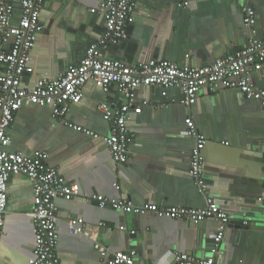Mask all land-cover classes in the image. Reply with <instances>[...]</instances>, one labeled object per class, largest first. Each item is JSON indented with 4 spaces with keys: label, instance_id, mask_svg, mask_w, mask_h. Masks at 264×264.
Segmentation results:
<instances>
[{
    "label": "crops",
    "instance_id": "obj_1",
    "mask_svg": "<svg viewBox=\"0 0 264 264\" xmlns=\"http://www.w3.org/2000/svg\"><path fill=\"white\" fill-rule=\"evenodd\" d=\"M8 1L14 7L10 22L17 25L21 0ZM101 1L44 0L42 30L30 53L32 73L22 76L23 89H32L41 78H58L83 59L104 30L103 17L90 12ZM135 3L126 37L111 40L104 51L105 57L128 65L166 60L179 67H201L264 33V0ZM244 5L254 11L253 32L243 23ZM251 77L254 86L264 90V72H252ZM183 96L177 86L166 95L158 87H137L128 121L133 138L124 164L111 159L104 142L109 123L98 110L102 103L118 108L123 102L113 87L105 94L98 83L87 82L80 102L70 105L63 117L53 118L50 108L27 102L14 114L3 150L25 156L45 151L47 164L66 182L79 185L78 197L55 200L60 264H103L111 253L132 248L137 264H172L175 252L196 259L210 256L218 227L214 219L195 225L150 212L125 214L90 199L100 195L127 199L137 207L203 209L205 198L188 174L193 145L184 133L188 118L206 139L202 154L209 194L230 219L217 259L221 264H264V209L257 200L264 193V108L230 88L212 93L204 89L190 107L181 104ZM74 126L93 136L73 130ZM32 210L30 181L12 176L0 230V264H30ZM71 219L83 220L80 232L66 225ZM95 242L108 251H98Z\"/></svg>",
    "mask_w": 264,
    "mask_h": 264
},
{
    "label": "built area",
    "instance_id": "obj_2",
    "mask_svg": "<svg viewBox=\"0 0 264 264\" xmlns=\"http://www.w3.org/2000/svg\"><path fill=\"white\" fill-rule=\"evenodd\" d=\"M135 2L136 0H102L98 9L90 12L103 17L104 30L97 41L88 46L83 59L78 64L68 66L66 72L58 78H41L28 90L23 89L20 82L23 75L32 73L30 53L36 35L42 30L40 11L44 0H21V17L17 25L10 22L14 10L12 3L0 0V230L7 209L8 181L12 176L25 177L31 183L33 201L30 217L34 229V249L30 264H60L56 254L58 217L55 200L61 197L68 201L78 197L80 189L77 183L66 182L54 167L47 164L45 151L25 156L3 150V145L8 141L7 129L14 114L25 102L48 107L52 117L59 118L67 113L70 105L80 102L82 87L87 82L98 83L105 94L113 87L123 102L118 108L102 103L98 110L109 123V132L104 142L111 159L118 164L128 161V146L133 138L128 128L129 112L139 86L158 87L162 95H166V91L172 87H180L184 95L180 102L186 107L193 105L204 89L212 93L221 88H230L237 90L244 99L258 101L264 108V90L257 89L251 77L252 72H264V33L261 39H250L242 49L234 50L201 67H179L166 60L128 65L105 57L104 51L111 40L126 37ZM241 10L244 25L253 32V9L244 5ZM73 130L93 136L81 127L74 126ZM184 133L193 142L188 155V174L196 191L205 198L206 205L203 209H155L149 204L137 207L127 199H107L100 195H92L90 199L102 208H111L125 214L143 215L150 212L157 217L184 219L195 225L214 219L218 227L212 238L210 256L196 259L186 253L175 252L172 264H221L217 259V252L230 224L229 215L215 203L208 191L203 171L202 151L206 144L204 135L197 131L189 118ZM257 200L264 209V193ZM82 224V219L66 222L71 230L77 232H80ZM129 235L134 236L135 231H130ZM94 247L100 252L108 251L96 242ZM111 255V259L103 264H137V251L134 248L113 252Z\"/></svg>",
    "mask_w": 264,
    "mask_h": 264
}]
</instances>
